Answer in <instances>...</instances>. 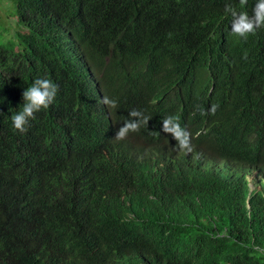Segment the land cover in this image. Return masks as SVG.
<instances>
[{"label":"trees","instance_id":"1","mask_svg":"<svg viewBox=\"0 0 264 264\" xmlns=\"http://www.w3.org/2000/svg\"><path fill=\"white\" fill-rule=\"evenodd\" d=\"M2 1L15 21L0 26V146L24 149L29 158L20 181L0 180V264H132L140 252L158 257L169 249V264H264V215L249 216L199 172L174 184L153 168L98 153L87 170L53 173L48 167L56 160L40 151L38 138L59 137L54 129L83 119L75 115L151 113L147 98L157 85L172 87L179 56L195 50L241 85L236 113L245 140L235 146H255L264 160V24L245 36L233 31L240 15L255 20L259 0ZM141 22L149 32L120 52L121 44L108 42ZM67 33L86 54L110 58V67H101L102 97L75 70ZM223 49L230 58L218 54ZM38 77L59 85L64 114L56 119L40 111L21 133L11 116ZM217 142L220 153L235 148L230 136Z\"/></svg>","mask_w":264,"mask_h":264},{"label":"clouds","instance_id":"2","mask_svg":"<svg viewBox=\"0 0 264 264\" xmlns=\"http://www.w3.org/2000/svg\"><path fill=\"white\" fill-rule=\"evenodd\" d=\"M257 9L254 21L240 15L233 24V31L245 36L264 24V12L261 11L264 0H259ZM148 32L147 25L141 22L134 24L128 34L119 29L108 42L121 44L120 52L129 42H136L132 38ZM67 39L73 54L76 53L75 70L93 88L96 97H102L101 67H110V58L86 54L69 33ZM218 54L230 58L224 49ZM101 60L106 61V66L98 65ZM177 61L180 67L173 86L157 85L154 98H147L151 113L147 108H139V113L130 112L124 117L110 112L101 119L75 115L73 118H83L79 120L81 126L76 121L64 129H54L61 134L57 138L38 137L42 140L40 151L56 160L48 168L54 170L53 173H62L61 168L84 171L91 168L96 155L102 153L114 163L126 159L135 167L141 166L142 171L153 168L174 184L188 180L190 171L194 170L205 177L204 182L220 188L233 205L245 206L249 216L264 215V160H261L259 148L245 143L239 148L235 146L245 140L244 120L236 113L244 96L240 93L241 85L234 79L224 78L217 67L207 63L195 50L187 51L185 55L181 53ZM58 91L59 85L53 80L36 78L23 91L22 107L11 116L14 129L27 132L40 111H45L49 118L61 117L64 103L59 106ZM234 116L238 121H234ZM218 135L230 136V143L235 148L228 153L218 152L217 140L221 137ZM85 136L86 141L80 142ZM14 150H3L0 146L1 181L9 178L20 181L24 174L29 154L24 149H19V153ZM60 176L65 178L64 174ZM169 250L156 253L158 257L140 252L137 262L132 264H169L165 259Z\"/></svg>","mask_w":264,"mask_h":264},{"label":"rangeland","instance_id":"3","mask_svg":"<svg viewBox=\"0 0 264 264\" xmlns=\"http://www.w3.org/2000/svg\"><path fill=\"white\" fill-rule=\"evenodd\" d=\"M12 15V10L8 8L7 4L0 0V26H4L5 23H7L10 19L12 21H15V17H11ZM14 32V29H12V26L10 28V34Z\"/></svg>","mask_w":264,"mask_h":264}]
</instances>
